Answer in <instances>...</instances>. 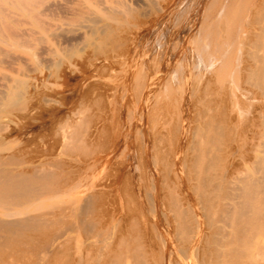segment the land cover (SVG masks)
Returning a JSON list of instances; mask_svg holds the SVG:
<instances>
[{"label":"bare ground","instance_id":"bare-ground-1","mask_svg":"<svg viewBox=\"0 0 264 264\" xmlns=\"http://www.w3.org/2000/svg\"><path fill=\"white\" fill-rule=\"evenodd\" d=\"M98 1H102V0H98ZM240 1L241 0H224L223 2L222 0L219 1L220 4L222 2L220 11L218 12L220 15L217 14V10L219 8L216 10V12L214 11L215 9H213L212 12L211 10L208 11V9L206 8L209 15L215 12V14L219 15L218 19H220V17L225 18V20L222 22H220L221 20L220 19L219 20L220 23H218L217 20H213L214 18L211 19V17H209L208 13L206 12V14L208 15V19L210 18L211 21L212 20L214 21L212 25L216 26L217 23V27H218L221 26L223 22L228 21V19L232 20L231 18H236L234 16L237 15L238 12L240 13L239 10L242 8V4H243ZM242 1L244 3L246 2V0L245 1L242 0ZM248 3L244 4L243 6L245 5L249 6ZM253 3L255 7L252 6L253 9L252 10L250 9L251 12L249 10V14L251 13V15L250 17L248 16L249 18L248 20L249 22L252 20L251 22H253V25H255L254 23H256V26L258 25L257 27H260L264 31V0H253ZM6 4L22 7L24 9L28 7L29 4L34 6L35 3L33 0H0V13H4L3 10ZM52 4L49 3L48 4L49 7L50 5L52 6ZM101 4L102 3H100L99 5ZM103 4L105 3L103 2ZM48 5L45 6L47 7ZM45 6L43 8H46ZM105 7L102 9L105 10ZM43 8L41 10H43ZM247 8L249 9V7ZM111 9H112L111 7H107L106 12L107 13L109 12V15L111 16L113 15V13L115 15V11ZM119 10L116 14L117 16H119L118 15L119 12L120 13L123 12L122 10L121 11ZM241 10L243 11V9ZM38 11L40 12V10ZM242 11H241L242 14H239L240 17L238 15L237 17L238 19L241 18L243 19V17H245V16L241 17V15H243ZM247 11L248 10H245V13ZM39 14H41V12ZM249 14L247 13V15ZM129 17L131 18V16ZM111 19L113 18L111 17ZM245 20H243V22ZM243 22L239 25H245L246 23H248L246 22L243 24ZM235 23H233V25ZM250 23L248 25L249 27L251 26ZM236 24L235 26H237ZM89 26L91 28L92 25ZM89 26L87 28H89ZM227 27L230 28L232 27V21L229 24V26L227 25ZM234 27L231 28L233 32H235L233 29ZM252 27L255 28V26H251L250 29H253ZM257 27L255 29H257ZM90 28L89 30L90 31L93 30V33L97 34V36L100 37V39H104V38L106 39L107 36H111L108 35L107 33L110 32L112 26L105 21H102L100 23L95 22V25L92 26V29ZM242 28L243 27L241 26V29ZM212 29L213 28L209 30L210 33L207 32V34H211V35L209 36H206L207 34L205 35L206 37L204 38V41H202L203 43H201L200 40H199L200 43L196 42L197 43L195 44L197 45L196 48L200 46L198 47L200 48V51H196L198 48L196 50L194 49V53L196 51L198 58L197 59L198 62H194L196 63L195 67H198L199 65L202 64L203 67L202 66L201 67L206 69V71H208V73L205 74V72L202 70L203 73L205 74L204 76L207 75L209 76V73L211 74L210 78L208 79L207 77L204 78L207 80L202 79L201 78L202 76L200 77L199 73L198 75L200 78L197 77L196 79L195 77L196 82L199 81L198 79L202 80V82H205L203 89L200 87L203 90V91L200 90L201 93H203L201 97H204V99H199L198 101L195 100V102H197L198 104L197 105L198 108L204 106V109L202 108L195 109L193 108L194 107L193 105L191 107L190 102H192V98L194 96V92H195L194 88L196 87L198 88L199 85V84L198 85L194 84L197 86L196 87L192 86V88L194 87L193 91L188 90L186 88L185 93L182 92L183 95H181L182 98L180 100V103L182 101V104H180L179 107L177 105L176 108L178 109L175 108L176 110L179 111L178 112L175 110V113L177 112L176 114H178V116L174 113V116L176 115L175 117H177L175 121L179 119V122L176 126L175 124H172L173 120L171 116L173 117V114L169 113L168 111H167L169 113L168 116L170 117L167 118L164 117V118L167 120L168 118H171L172 122L169 120L171 122L170 123L162 117L163 119L161 120L163 121L159 120V124L161 122L164 121L165 122L162 123L163 125L161 124L162 126L158 125L159 129L156 127L157 124L155 120L157 119L153 120L154 115H151L152 121H155V124L152 122L154 125L153 126L151 125L152 126L151 129H150L151 127L150 125H149L150 127L147 126L149 132V133L147 132V134L151 138V140H149L150 139L149 138L148 142H145L144 149L147 154V158H145L143 162L138 161V166L141 163V166L146 165L147 168L150 170V175H151L150 177L152 178H151V184L149 183L150 184L149 191L145 190L144 192L143 190L144 188H142V186H138L139 189H137L138 192L136 199L133 198L134 196L132 197L133 199L131 197L127 199V193L130 194L131 196L133 194L127 192V189H124L126 191L123 190L124 191L123 192L118 188L117 186L119 181L118 178L116 179L115 182H112L109 185L110 188L111 187L113 188V186H115L119 204L121 206L119 213L121 212V210H124L123 207L124 205H126L125 207H127L128 211H130L133 214V217L131 219L129 217L130 222H128L127 220L128 224L126 227H123L122 229L119 228L118 231H116L117 228L115 230L116 219L120 216L117 217L116 216L117 213L116 214L113 213L114 210H112L111 212L112 215L109 218L106 217L101 218L100 216L97 215L96 213L97 202L102 199L104 194L102 191L99 192L97 189L98 187L96 188L95 185L85 186L83 184L82 182L83 172L86 171L83 170L81 172L76 171V173H73L72 171L71 172L67 171V173H64V175L62 174L63 175L62 180L57 181V173L55 171H52L42 166V164H40V166L21 167L19 166V161L16 156L17 153L15 154L14 152L7 150L3 151L4 147H0V255L3 256L7 254L8 251L13 254L14 252H16L17 254V251L19 254V251L24 253V251L29 252V250L31 252L33 251L39 252L38 256L39 255L40 256L38 260L35 262V264H259L260 263V262L258 263L257 256L260 252H264V109L263 112H260L261 109L260 110L258 109L259 110L257 111L258 114L253 113L252 114L253 116L250 118V122L248 124L249 138H247L246 141V142L249 141L248 149L246 151L247 153L246 164L245 166H243V164H241L242 160H244L241 155L242 154L241 146L243 148V145H241L238 136L239 135L238 120L239 117L241 118V116L239 115L237 116L236 114L233 113L232 99L230 98L231 96L227 95L231 93V92L230 93L227 92V89H229L228 87L229 85L232 86V83L230 82L231 84H229L228 86L225 84V78L227 75L226 72L227 70L229 71V68L227 67L228 65H230L227 59L228 56L233 55L234 53L233 54L230 53V55L228 54L225 55V50L222 49L223 46L221 45V42L216 40L218 38H215V40L213 39L214 37L212 36L216 35V33L212 34L211 33ZM227 29H228L227 31H229V28ZM214 30L215 29H213V31ZM112 31L114 30L112 29ZM218 31H221V28ZM255 31L256 30H254V32ZM233 32L230 31L229 33L231 34H229V36H231ZM93 33L90 35H92V37H95L93 36ZM254 35L256 36L255 38ZM254 35H251L253 36L251 40H253L254 45L256 46L255 49L256 48L257 49L256 51H254L255 49L253 51L251 50V54L249 55L250 57H247L248 55H246V57L249 59H247L244 62L245 63L243 65L244 70L242 71L246 72V75L244 76H247L246 77L247 80H250L253 84V86L252 85L249 86H252L253 88L254 85H256L258 88L264 90V39H262L261 36L263 34L261 33L258 35L256 34ZM110 38L111 37H109V39ZM100 39L98 41L101 42ZM4 41L5 40H3V42ZM245 41L247 43L248 40ZM239 42H241V40ZM223 44L225 45L224 48L226 46L228 47L227 44L225 43ZM229 45H231L230 41H229ZM231 46L234 47L235 45L234 46L231 45ZM1 49L2 47L0 46V51ZM248 50L249 49H247V51ZM226 51H228V49H226ZM130 57L132 58L131 55ZM130 57H126V58L128 59ZM233 61L234 60L230 61L232 62L231 67L233 66L231 70L234 68ZM197 63H199V65ZM145 65L143 66L144 68H146ZM237 67L239 66L237 65ZM231 74H235V73H230L229 75ZM201 75L203 74L201 73ZM139 76L142 77V74ZM233 76L234 75H231V78ZM236 76L237 75H235V77ZM10 78L7 79L11 80ZM17 80H19V78L16 80L14 78L16 84L20 85L18 84L19 82ZM23 80L24 79H22V81ZM227 81L229 82L230 80L228 79ZM24 82L29 83L28 81H23V84ZM197 83H201V81ZM192 84L193 83H191V85ZM12 85L9 88L8 86H6L8 90H3V91L1 90L2 92L0 91L1 92L0 110L4 109L5 107H7V109L9 107L11 108L12 105H15L14 104L15 102H18L20 98L22 99L21 97L23 96L22 89L21 90L17 89V91H19V93L21 94V96H19L18 92L15 91ZM24 85L26 86V84ZM112 85L113 83L110 86ZM188 85H186V87H188ZM226 86L228 88H226ZM17 87L18 86H16V88ZM23 88L26 89V87ZM139 94L140 96L141 94L143 96V93H139ZM207 95L208 97L212 98L211 100H209V102L207 100L208 98ZM235 95L236 93H234V97ZM18 96L20 97L19 99ZM242 97L244 96L242 95ZM185 99H187L188 101H185ZM236 99H238V97ZM111 100L112 99H110V101ZM238 100H240V98ZM18 104L16 103L17 106ZM114 104L116 105V103ZM163 104L164 103H162V106H164ZM119 108H121L120 105ZM155 108L157 109V107ZM155 108L152 106L151 110ZM192 108L195 109L196 111V112L194 111L195 112L194 114H192L191 111ZM234 108L235 110H238L236 108V105L234 106ZM158 111L159 109H157L156 112ZM240 114L242 113L240 112ZM164 115L166 116V114ZM256 115L262 117V122L260 121L261 119L257 118ZM0 116L2 115L0 114ZM156 116L158 118L160 117L158 116L157 113L155 117ZM161 116H163V112L161 113ZM4 117L5 116H3V118ZM151 117L149 115V118ZM258 119H260L259 120L260 122L258 121ZM3 122L4 121H2L1 123ZM79 122L81 123V119ZM260 123H262V125ZM168 124L169 125L172 124L173 126L170 125L172 126V128H170ZM259 124L262 126L261 132L260 129H258ZM142 128H144V126ZM65 131L62 135L63 136L61 141L62 146H60L62 148L61 150L65 151L67 148H71L72 146L76 148L77 146L79 147V143L80 142L82 143L84 137L80 134L83 137V139L80 140L81 138H78L80 142L77 141L76 146H74L72 144L74 142L73 140H75V138L77 137L75 136L76 134L74 135L75 138L73 139V133L71 131L70 132L66 131L67 133H65ZM138 133H141V131H139ZM123 134L124 137L123 136L122 137L123 139L125 138V142H127L126 141L127 139L130 142V138L129 137L126 138L125 133ZM104 139L105 138H103V140ZM123 139L120 138L121 142ZM140 139H139V143H141V141L143 140L142 136ZM124 143L122 145H124ZM0 144L2 143L0 142ZM142 144L143 143H141V145ZM143 147L140 146L141 149H143ZM115 148L116 145H114L110 151L108 150L106 154L104 153V157H102L103 159L101 161H108V159L111 157L110 156L111 153L114 151ZM71 150H73V148ZM259 151H261L263 155L260 156L258 153ZM139 155L140 154H138V156ZM78 157L80 158V156ZM139 157H143V156H139ZM98 160L100 159H97V161ZM126 161L128 163V164L126 163L127 164L126 170L129 169L130 171H132V168L134 166L132 165V163H129L128 159ZM66 162L67 161H65V163ZM89 162L87 163L89 164ZM84 170H87V168ZM140 179L138 181H140ZM59 193H63L66 196V199L62 204L54 203L52 205H47L45 203L46 201L45 199L57 196ZM131 204H134V207L131 208ZM119 222L120 221H118V223ZM30 253H26V254H30ZM34 253L32 254L34 255ZM20 255L23 256L24 254H20ZM22 256H19L20 259ZM8 257L6 259H8ZM263 257L264 256H262L261 258ZM33 258H37V257H33ZM12 260H13V256H12ZM12 260L10 261V263L15 261ZM33 262L34 261H30V264Z\"/></svg>","mask_w":264,"mask_h":264},{"label":"rangeland","instance_id":"rangeland-1","mask_svg":"<svg viewBox=\"0 0 264 264\" xmlns=\"http://www.w3.org/2000/svg\"><path fill=\"white\" fill-rule=\"evenodd\" d=\"M33 1L35 3L34 6L26 4L28 7L24 9L22 7L6 4L3 10L4 13H0V46L2 47L0 51V88L2 89H0V91L8 90V88L13 84L12 87L15 89V91H17V89H22L24 93H22L23 96H21L19 91H17L19 96L22 97L21 99L18 96V99L20 98V102L17 100L18 102L14 103L15 105L16 103H19L18 106L12 105L13 107H9L10 109L5 107L8 111L5 108L0 110V114L2 115L0 116V123L4 121L0 124V142L2 143L0 144V147H4L3 151L7 150L12 151L15 154L17 153L16 156L19 161V166L29 167L40 166V164H42V166L57 173V181L62 180L64 173H67V171H72L73 173H76V171L81 172L82 170L86 171L83 172V184L85 186L95 185L96 188L98 187V191H102L104 194L102 199L97 202V215L101 218H109L112 215V210H114L113 213H117V217L120 216L116 219L115 230L117 228L116 231H118L119 228L122 229L123 227H126L128 222H130V219L133 217V214L128 211L127 207H125L126 205H124L125 208L123 207L124 210H121L119 213L121 206L119 204L115 186H113V188L111 187V189L109 185L112 182H115L118 178V188L122 191L127 189V192L133 194L131 196L127 193V199L129 197L132 198L133 196V198L136 199L138 192L137 189H139L138 186H142V188H144V192L145 190L149 191L152 178L150 177V170L146 165L141 166V163L139 164L141 167L138 166V161L143 162L145 158H147L144 148L145 142H148V139L150 138V136L147 134L148 127L151 125L153 126L156 121V127L159 129V126H162V123L165 122H161L163 121L161 119L164 117H170L168 116L169 113H172L174 117L173 119L171 116L173 120L172 124H175V126L178 124L179 119L175 121V119H177L175 116H178V114H176L177 112L175 113V110L178 109L176 108L177 105L179 107V105L182 104V101L180 103L182 98L181 95L185 93L186 88L191 91L195 89L192 102H190L191 107L193 105V108H198V104L195 102V100L198 101L199 99H204V97H201L203 95L201 91H203L202 89L205 82H202V80L198 79L201 81V84L197 83L199 81L196 82L195 80L197 77H199L198 73L200 74V77L202 76V79L205 77H207V79L210 78L211 74L209 73V76H204L206 73H208V71L202 68V64L199 65V63H197L199 66L197 65L198 67H195L196 63L194 62H198L196 51H200V48H198L200 46H198L197 49V45L195 44H197L196 42L203 43L202 41H204V38L211 35L207 34V32L210 33L209 30L211 28L215 29L214 31L212 29L211 33H216V35L212 36L214 37L213 39L215 40V38H218L216 40L221 42V45L223 46L222 49L225 50V55L234 53L233 55L228 56V59L226 58L230 65L227 67L229 68V71L227 70L226 72L227 75L225 78V84L228 86L232 83V86H228L230 90L227 89V92L233 93H230L231 95H227L231 96L230 98L234 104H232L233 113L237 116H241V118L239 117L238 120V136L241 145H243V148L241 146V155L245 160H242L241 164L245 166L247 156L246 151L248 149L249 142H246L247 138H249L248 124L250 122V118L253 116V113L258 114L257 111L261 109L260 112H263L264 109V90L258 88L256 85H254L252 88V82L247 80V76H244L246 75V72L242 71L244 70V62L249 59L247 57H250L249 55L251 54V50L253 51L256 47L253 40H251L253 37L251 35H258L261 33L263 34L261 37L264 39V33H262L264 31L260 27H257L258 25L256 26V23L253 25V22H251L252 20L250 21L251 23L248 20V16L250 17L251 15V13L249 14V10H252V6H254L253 0H246L245 3L241 0L240 2L243 3L241 9H243V11L240 9V13L238 12L237 15L234 16L236 18H231L232 20L228 19V21L223 22V24L221 23L223 26L220 24L221 26L218 27L217 23L216 26L212 25V23L214 22L213 20H217L218 23L225 20L223 17H220L221 20L218 19V16L220 15L218 12L220 11L221 4L224 0H222L221 4L219 2L221 0H142L143 2L141 0H53L56 3H54L52 0ZM103 2L105 4H103ZM49 3H51L52 6L50 5L49 7ZM100 3L102 4L99 5ZM246 3H248L249 6H243ZM45 5H48V8ZM44 6L46 8H43ZM104 7L105 10L102 9ZM107 7H111L115 11V15L114 13L112 16L109 15V12H106ZM247 7H249V9ZM42 8L43 10H41ZM125 8L128 9L126 10ZM206 8L208 11L215 9V12L219 8L217 10V14L219 15L215 14V12L211 13L213 16L209 15ZM244 9L248 11L245 13ZM38 10H40L41 14H39L40 12ZM118 10L123 11L118 13L119 16L116 15ZM241 11L243 12L241 17L245 16L247 19L245 17H243V19L237 18L239 14H242ZM206 12L208 13L209 17H211V19L214 18L212 21L210 18L208 19ZM247 13L249 15H247ZM128 15L131 16V18ZM14 17L17 18L15 19ZM111 17L113 19H111ZM243 20L245 21L243 22ZM94 21L96 23L105 21L112 26L114 31H112V29L110 32L108 31L109 33L107 34L111 36L106 37V39L111 37L109 40H106L105 38L100 39L97 34L93 33V30H89V25H95ZM231 21L232 27H234L237 23V26L233 28L235 32L231 30L232 27H227ZM242 22L243 24L246 22L248 23L245 25H239ZM233 23L235 24L233 25ZM249 23L251 26H255V28L257 27V29L254 27H252L253 29H250L251 26H248ZM86 25H88L89 28H87L88 26ZM92 26L90 29H92ZM241 26L244 30L241 29ZM219 27L221 28L222 32L218 31L220 30ZM227 28H229V31H227ZM259 28L262 31H260ZM254 30H256V33ZM230 31L233 32L231 36H229V34H231L229 33ZM92 33L95 37L90 35ZM255 37L256 36L254 35V38ZM97 38H99L101 42L98 41L99 39ZM2 39L6 42H3ZM223 40L226 41L224 42ZM240 40L242 43L239 42ZM245 40H248L247 43ZM229 41L231 45L235 46L232 47L229 45ZM223 43L227 44L229 48L227 46L224 48L225 45ZM194 49H197L195 53ZM226 49H228L229 52L226 51ZM247 49H249L250 52L249 50L247 51ZM256 49L254 51H256ZM246 55L248 56L246 57ZM126 57L130 58L127 59ZM231 59L234 60V68L232 69L234 72L231 70L233 67H231ZM144 65L146 68L143 67ZM237 65L241 67L239 68ZM202 70L205 72V74ZM201 73L203 75H201ZM230 73H235L231 74L234 75L233 77H235V75L237 76L235 78H231V75H229ZM141 74L143 79L141 76H139ZM7 78H10L11 80H8ZM14 78L15 80L19 78L20 81L17 80L19 82L17 83L20 85L16 84ZM22 79H24L23 81H28L29 83L24 82V84H26L25 86ZM228 79L230 80L229 82L227 81ZM109 83H113V85L110 86L111 84ZM191 83L193 84L191 85ZM194 84L201 85H198L197 88V85ZM186 85H188V87H186ZM6 86H8V88ZM16 86L18 87L16 88ZM176 86L180 87L177 88ZM192 86H195L197 90L194 87L193 89ZM227 86L226 88H228ZM23 87H26V89ZM130 93L133 94L131 95ZM139 93H143V96L142 94L140 96ZM234 93H236L235 97ZM242 95L244 97H242ZM237 97L238 99L240 98V100L236 99ZM110 99L112 100L110 101ZM211 99V97H208V102ZM185 101L188 100L185 99ZM114 103H116V105ZM162 103H164V106H162ZM154 104L158 105L155 106ZM119 105L121 108H119ZM235 105L238 110H235ZM152 106L154 108L157 107L160 112H156V108L151 110ZM193 108L191 109L192 114L196 112ZM201 108L204 109V106L199 107L198 109ZM147 110L149 112L151 110V112L149 113ZM162 112L163 116H161ZM240 112L242 114H240ZM156 113L158 116H160V119L157 116L155 117ZM174 113L176 114L175 116ZM164 114H166V116ZM149 115L150 117L151 115H154L153 120H157L152 121V117L149 118ZM3 116L5 117L3 118ZM256 116L257 118L261 119H258V121L260 120L262 122V117L259 115ZM171 118L165 120L172 122ZM80 119L81 123L79 122ZM159 120H161L160 124ZM149 122H153L154 124ZM260 124L262 125V123ZM260 124L258 129H260L261 132L262 126ZM61 125H64V128ZM170 125L168 124V126L172 128L173 125ZM143 126L144 128H142ZM65 130L67 132L71 131L73 133V139L75 138V134V136H77L75 140L72 139L74 141L72 145L76 146L77 141L80 142L78 138H81L80 140H82L83 137L84 139L82 143H85L82 144L80 142L79 147L77 146L76 148L72 146L71 148H67L69 150L65 148L66 150L63 149L65 151H62L60 146H62V135ZM66 131L65 133H67ZM139 131H141V133H138ZM122 132L125 133L126 138H130V142L128 139L126 140L127 142H125V138L123 139L124 134ZM141 136L143 139L141 141V143H143L142 145L139 143ZM103 138L105 139L103 140ZM120 138L124 141L122 140L121 142ZM149 140H151V138ZM123 143L124 145H122ZM114 145H116V148L113 151L114 153H111V157L108 159V161H101L103 159L102 157H104V153L106 154L108 150L110 151ZM140 146H144L143 149H141ZM72 148L73 150H71ZM82 152L85 154L83 155ZM258 153L260 156L263 155L261 151ZM138 154H140L139 156L143 157H139ZM78 156H80V158ZM97 159L100 160L97 161ZM127 159L129 163H132L134 166H132V171L129 169H127L128 171L126 170V165L128 164L126 161ZM65 161L67 162L65 163ZM87 162H89V164ZM86 168L87 170H84ZM139 179L140 181H138ZM65 199V194L59 193L57 196L45 199V203L47 205H52L54 203L62 204ZM132 207H134V204H131V208ZM124 219L126 222L128 220V222L126 223ZM118 221L121 223H118ZM30 252V250L29 252L24 251V253L19 251L18 254L17 251V254L16 252L13 254L8 251L7 254L3 256L0 255V264H23L24 262V264H30V261H34L33 263L35 264L40 256H38L39 252ZM32 253H34V255ZM20 254L24 255L22 256ZM32 255L33 257L37 258H33ZM12 256L13 260L15 261L10 263ZM19 256H22L25 259L22 257L20 259ZM262 256H264V252H260L257 256L258 263L260 262L259 264H264V257L261 258ZM7 257L8 259H6Z\"/></svg>","mask_w":264,"mask_h":264}]
</instances>
